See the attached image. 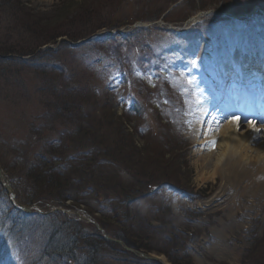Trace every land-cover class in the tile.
Returning <instances> with one entry per match:
<instances>
[{
  "label": "rangeland",
  "instance_id": "obj_1",
  "mask_svg": "<svg viewBox=\"0 0 264 264\" xmlns=\"http://www.w3.org/2000/svg\"><path fill=\"white\" fill-rule=\"evenodd\" d=\"M257 1L13 0L14 4L11 2L8 5L0 0V165L10 171L20 200L28 202L30 196L24 192L25 185L18 184L17 178L27 171L24 169L27 162L32 161L33 156L41 151L39 147L42 142L58 139L63 130L73 132L79 126L77 110L72 113L63 112L61 117L53 119V107L57 104L64 106L61 104L62 100L57 101L52 87L73 86L74 96L80 95L82 91V95L85 94L87 98L80 109L84 111L82 114L89 113L87 109H91L93 120L102 118L108 123L113 118L111 130L116 131L113 132L112 141L124 138L128 140L131 147L127 152H133L143 162L138 172L133 169L127 171V167L133 168L128 161H124V164L116 162L115 166L124 180L137 182L144 190L147 187L152 189V194L147 198L129 206L131 212L126 220L135 225L145 223L155 232L156 238L150 241L154 246L158 245L157 250H150L153 255L165 259L169 264L180 263L178 260L187 256L183 261L190 264H256V258L249 257L245 262L244 259L259 239L264 241V195L255 191L258 193L255 197L248 196L247 199L252 200L253 204H243L242 211H234L233 203L227 205L217 201L225 188L228 198L235 181H226L223 174L210 178V173H203L208 171V162H205L201 153L208 154L207 147H201L196 139L199 137L200 125L204 123L202 118L206 106L217 98L213 91L217 89L218 82L237 68L235 57H239L238 61L242 65H247L244 67L246 72L258 74V83L255 84L260 88L264 86V12H255ZM20 3L29 9L27 11L31 10L33 16L43 21L24 13L19 14L15 4ZM64 3L71 7L68 11L64 10ZM198 10L213 14L217 12V15L241 12L255 15L241 21H218L214 17L215 22L204 24V19L214 16L212 13L204 14L196 20L199 26L204 25L198 35L194 33L197 30L187 28L193 16L200 15ZM186 14L189 17L178 22L180 24L173 22L182 20ZM53 17L58 19L53 20ZM141 18L145 20L140 21ZM31 19L37 25L34 24L30 30L28 27ZM136 21L148 26L137 25L139 22ZM118 25H123L118 29L123 33L140 27L147 29L145 32H136L137 34L131 32L134 34L129 35V46L111 43L122 48L123 52H131L134 69L131 76L120 74V61L108 58L107 51L94 43V37L99 34L114 35L118 30L111 32L110 28ZM103 26L106 29L103 28V31L92 37L87 36L96 31L97 27ZM57 33L76 35L88 40L79 46H73V41L64 36L61 39H66L68 44L61 45L57 42L49 45L55 50L53 54L39 58L36 55L23 57L21 62L14 55L6 54L33 49L46 42V37ZM195 37L197 38L194 39ZM140 39L151 47L154 64L162 66L160 71L149 75L139 72L153 93L141 85L139 75L135 74L138 71L136 57L141 50L137 44ZM161 73L164 78H161ZM140 116L144 124L138 119ZM161 116L171 120V125L166 126L167 122ZM107 123H104L99 134L107 131ZM141 124L143 128L150 129V139L138 133V126ZM207 127L204 126V129ZM42 130L43 134L38 135V131ZM26 145L28 148L23 150L25 155L18 158V150ZM147 146L150 150L146 149ZM87 150L88 147H83L71 153L76 155L77 152ZM114 169L118 172L117 168ZM164 182L169 184L157 187L158 183ZM29 184L30 181L26 185ZM254 186L257 191H264V183ZM81 199V203L88 205L91 213H82L81 209L73 206L66 205L64 208L89 216L88 219L95 221L98 226L101 223L104 225L101 210L108 209V213L112 215L117 211L116 206L113 209L115 201L103 197L100 201L96 189L91 194L82 195ZM39 203L45 211H50L54 206L51 202ZM10 205L7 193L0 187V219L1 213L10 209ZM125 210L127 209L121 208V212H124L122 215L127 214ZM7 214L6 226L0 230V243L4 250L7 249V244H12L13 251L10 249L11 252L0 260V264H17L24 258L21 251H14L15 247H27L28 255L35 256L36 251L41 252L43 244L50 242L54 243L50 245V249L55 250L58 255L63 252V245L68 246L66 242L73 247L76 241L82 245L79 251L87 242L86 252L83 251L82 256L87 261L92 260L94 249L99 247L103 256L109 254L110 257L97 264H136L131 263L130 254L123 256L118 251L100 247L96 241L88 242L86 235L100 232L95 222L80 219L76 212H53L46 217H39L38 214L23 217L16 212ZM126 224L127 222L124 226ZM117 226H108V230L116 231ZM21 227L25 236L19 234ZM131 234L134 233L128 232L125 238ZM38 246L41 248H37ZM262 250L264 244L259 252ZM262 255L261 252L256 257L260 258ZM78 256L81 257V254ZM82 258L78 260L79 264L83 263ZM72 261L75 264V260L70 258L69 262ZM260 264H264V260Z\"/></svg>",
  "mask_w": 264,
  "mask_h": 264
},
{
  "label": "trees",
  "instance_id": "obj_2",
  "mask_svg": "<svg viewBox=\"0 0 264 264\" xmlns=\"http://www.w3.org/2000/svg\"><path fill=\"white\" fill-rule=\"evenodd\" d=\"M2 1L5 2L3 4L8 3V5L13 2V0ZM15 5L16 9H19V14L24 13L27 14V16H32L33 18L38 19L40 22L43 21L37 18V16H33L31 10L27 11L29 9L23 7V4L20 3ZM63 7L66 11L71 8L69 7L68 3H64ZM53 18V20L58 19L57 17ZM33 21L34 20L31 19V21L29 22L28 28L30 30L33 29L34 24L37 25V23ZM60 25L61 24H59L58 27H60ZM102 28H104V26L97 27L96 31L92 32L91 34L97 32V30ZM64 36L74 41L80 38L76 35L73 36L65 33H57V35L46 37V39H48L46 42L33 47V49H29L28 51L22 52L11 51V53L6 54L14 55L17 59H19V61L23 57H32L33 55H36L35 57L39 58L43 57L46 54H53L55 50H52L50 48H44L42 52L41 48L48 44H56L60 40V38H64ZM109 40L110 39L101 40L99 42L100 46L106 49L107 52H117L116 48L111 47V42H109ZM65 44H67L66 40L62 42L61 45ZM51 90L52 93L57 96V101L62 100L61 104H63L64 106L61 107L59 106V104H57L53 107V119L56 120L57 118L61 117V114L63 112L72 113L73 110H77L79 114L78 120L80 121L78 124L79 126L73 132L70 130H63L61 132V136H58V139H50L42 142L41 147H39L41 148V151H38L33 156L32 161L27 162L24 168L27 171L21 173L17 178L18 184L23 183L25 185L24 192L28 193L30 196V198H28L27 200L28 202H22L25 204L52 202L53 204L58 205L61 203L72 201L74 205L82 207L84 205L81 203L82 195L91 194L93 190L96 189V192L98 193V198L101 200V197H105L110 199V201H115L113 209H115L116 206L117 210L115 212V215L108 213L110 211L108 209L103 210V213H101L104 221L103 224L105 225H103V228H108V226L112 225H118L117 228L120 227L119 230L124 231L123 234L125 237L130 231L131 233H134L131 234L132 236L130 235L129 237L123 239L124 242L128 243V245H130L131 247L135 249H142L147 252H153L150 251L151 249L157 250L156 247L158 245L154 246L153 243H150V241L156 238L155 232L148 228L145 223L137 225L127 223L124 226L126 219L125 215L127 214L122 215L124 214V212H121V208L124 207L123 205H125L126 207V203L129 200L134 199L140 195L143 196V194H147V190L149 187L144 190L145 188L137 184V182H128L127 180H124L123 177L120 178L119 174H121V172L119 171L118 167L115 166L117 165L116 162H122V164H124V161H128L132 164L133 168L126 166L127 171L133 169L138 172L140 165L143 163L142 160L136 158V156L133 155V152H127V150L130 149L131 145L129 144V141L125 138L120 140L115 139V141H112L113 132L115 133L116 131V129L111 130L112 125L114 124L113 118L109 119L108 123L105 122V120L102 118L97 121L96 119L93 120L92 114H90V112H92L91 109H87V112L89 113L85 112L84 115L82 114L84 111H80V109H82V107L84 106V102L87 101L86 95H82V91L80 95L78 94V96H74L72 93L74 91L73 86L61 88L56 85L55 87H52ZM64 90H67V92L65 93ZM48 122L50 123V121ZM53 122L54 120H52V123ZM104 123H107V131L104 134H99L101 128L105 126ZM42 134L43 130L40 132L38 131V135ZM144 137L149 138V136L147 135H145ZM148 146L146 149L150 150ZM83 147H88V150L86 152H77L76 155H73L71 153V151H79ZM26 148H28V145L21 147V150H18V158H22V156L25 155L23 150ZM114 167L118 169V172L117 170L115 171ZM3 169L7 171V173L10 175V171H8L6 167ZM29 181L31 182V184L27 186L26 184H28ZM16 186L17 185L14 186L15 189ZM101 194H104V196H102ZM18 196L20 197L19 192ZM84 208L90 211V209H88V205H84ZM125 213H128L127 210H125ZM5 220L6 217H3L2 221ZM2 221L0 222V226H2ZM2 227H4V225ZM125 227L128 228L125 229ZM1 229L2 228H0V230ZM86 237L89 238L88 242L92 240L96 241L100 247H105V249L109 251H118L123 256H127L128 254L132 255L131 263L139 264L143 261L141 258L138 259V257L133 255L132 253L124 251L118 245L116 246L115 244L108 242L99 233H96L95 235H86ZM54 239L56 238L54 237ZM262 241L263 240L260 239L254 245V248L251 250V252L247 254L246 261L247 259H249V257H251L252 259L256 258V264H260V262H263L264 250L261 251L263 255L260 258L256 257L258 254L261 253L259 252V250L264 244V241ZM52 244L50 242L46 244L47 246L44 244L45 246L39 253L38 258H36V261L31 262V264H49L50 262L52 264H73V261L72 263L69 262L70 258L75 260V264H79L78 260L82 258L84 253L83 251L87 249V242H85L81 251H79V247H81L82 245H80L78 241L74 243V248L69 242H66V245L68 246L63 245V248H61L63 252L56 255V251L50 249V245ZM77 251H79L78 254H81V257L78 256ZM102 254L104 253L100 252L99 247H97L94 249V255H92V260L87 261L88 259L86 257H83V263L81 264H97L98 261L102 260L103 258L106 259V257H110L109 254H105V256H103ZM175 255L178 256L177 253ZM67 257L68 259H66ZM187 258L188 257H182V259L180 258L178 261L181 262L176 264H190L185 263L183 261V259L186 260ZM46 259H49L48 263H45ZM133 259L136 261H134Z\"/></svg>",
  "mask_w": 264,
  "mask_h": 264
},
{
  "label": "bare ground",
  "instance_id": "obj_3",
  "mask_svg": "<svg viewBox=\"0 0 264 264\" xmlns=\"http://www.w3.org/2000/svg\"><path fill=\"white\" fill-rule=\"evenodd\" d=\"M238 60L235 58L236 64ZM237 68L240 82L231 85L236 80L231 73L226 79H231V83L221 81L214 91L217 98L205 108L204 123L196 139L201 147H207L208 154L201 153L208 162V171L203 173H210V178L223 174L226 181H235L230 184L228 198L225 188L217 200L234 204V211L241 210L243 204H253L248 196L253 198L256 192L264 195L254 186L264 183V87L260 90L252 84L257 81L251 80L240 64Z\"/></svg>",
  "mask_w": 264,
  "mask_h": 264
},
{
  "label": "water",
  "instance_id": "obj_4",
  "mask_svg": "<svg viewBox=\"0 0 264 264\" xmlns=\"http://www.w3.org/2000/svg\"><path fill=\"white\" fill-rule=\"evenodd\" d=\"M0 177H1V180L5 179L1 167H0ZM4 186H5V188H7L8 192L10 193V198H11L12 202L17 207H20L23 211H25L27 213L31 212V207L27 208V207L22 206L20 203H17L16 198H15V192H13V190L11 189V186H10L9 182L6 181ZM150 258H152V257H150ZM154 259H156V258L154 257Z\"/></svg>",
  "mask_w": 264,
  "mask_h": 264
}]
</instances>
